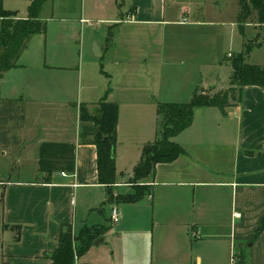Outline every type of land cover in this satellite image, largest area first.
I'll use <instances>...</instances> for the list:
<instances>
[{
  "label": "crops",
  "instance_id": "0c3cea01",
  "mask_svg": "<svg viewBox=\"0 0 264 264\" xmlns=\"http://www.w3.org/2000/svg\"><path fill=\"white\" fill-rule=\"evenodd\" d=\"M109 2L118 11L100 19L101 60L83 61L69 18L33 34L0 78V264H50L62 230L71 228L76 249L80 229L97 224L115 228L73 264H264V88L244 86L224 110L199 108L173 138L184 153L156 164L136 202L107 200L96 146L79 135L80 104L116 103L117 139L137 157L155 138L157 102H187L197 82L215 87L199 66L243 50L238 0ZM43 5L38 18L57 21L40 15ZM248 59L264 65V42ZM185 63L197 68L186 80L163 73ZM116 172L113 194L131 193ZM113 205L120 219L111 224Z\"/></svg>",
  "mask_w": 264,
  "mask_h": 264
},
{
  "label": "trees",
  "instance_id": "16d2710c",
  "mask_svg": "<svg viewBox=\"0 0 264 264\" xmlns=\"http://www.w3.org/2000/svg\"><path fill=\"white\" fill-rule=\"evenodd\" d=\"M46 1L48 0H30L26 16L18 17L16 10L5 9L3 0H0V78L3 72L18 65V59L29 38L33 34L45 31L46 24L38 18V14ZM236 22L243 36V50L224 58L231 67L230 87L215 92L212 88L198 87L187 102H157L155 138L141 146L140 159L134 166L133 176L129 182L146 180L154 174L157 163L172 161L179 154L184 153L182 147L173 138L192 123L196 109L215 106L224 110L232 101L240 98L244 86L258 85L264 88V65L247 61L250 50L261 42L246 38L244 33V26L247 23L264 25V0H238ZM117 119L116 103L100 101L95 105L93 113L88 111L85 103L80 104V140L96 146L97 179L107 189V200L136 202L146 192L140 190L127 194L112 192V186L117 182L114 162ZM109 227L103 228L102 224L83 226L76 236L78 247L75 249L72 230L67 226L60 233L57 247L49 254L50 264H73L75 255L84 253L103 237ZM261 228L260 225L256 234Z\"/></svg>",
  "mask_w": 264,
  "mask_h": 264
},
{
  "label": "rangeland",
  "instance_id": "374dc122",
  "mask_svg": "<svg viewBox=\"0 0 264 264\" xmlns=\"http://www.w3.org/2000/svg\"><path fill=\"white\" fill-rule=\"evenodd\" d=\"M30 0H3V7L5 9L16 10L17 16H24L27 14V6ZM121 2V0H119ZM121 11L125 8V5L122 4L120 6ZM43 11L40 12V15H45V17H49L53 14L54 19L57 20L55 22L52 21H44L46 25L52 27L56 24H68V19L74 20L72 23L76 29V40L78 43L79 32L82 33L83 47H82V58L83 61H86L87 58L90 57L92 60H101L100 58L94 56V43L98 46V43L101 44L103 42V31L105 33L106 23L104 21H100V19H104L105 15L112 14L115 11H118L115 5H111L109 0H50L49 2H44L42 7ZM47 15V16H46ZM63 18V19H62ZM65 18V19H64ZM81 18V20H79ZM65 20L64 22L61 21ZM1 26V22H0ZM258 28L256 32L253 27H248L244 33L245 36L252 39L254 42H264V25H255ZM239 30V29H238ZM260 34L258 37L257 35ZM241 34V32H240ZM252 37V38H251ZM248 38V39H249ZM233 51L240 50L238 45L234 46ZM229 57V56H228ZM227 58V57H226ZM248 62L253 61V59H248ZM221 66H199L202 68V71L206 75V81L211 82L215 85V87L207 86L203 83L204 81L197 82L199 88H212L215 91L218 90H226V88L230 87L228 76L231 73V67L227 60H223ZM163 73L166 75H174L177 74L182 77V80L188 78L192 75L195 66H192L188 63L185 64H177V65H167L164 66ZM197 71V70H196ZM90 74L88 75V78ZM88 80L86 77H83L80 81V85L84 86ZM224 85V86H223ZM182 90H178V94L182 95L184 92ZM180 99H185L184 97ZM184 101V100H180ZM88 111L93 113L95 106L87 107ZM198 110V109H197ZM197 110L194 112V115H197ZM194 118V117H193ZM88 124V123H87ZM142 145V144H141ZM140 152L136 157L137 146L133 143H128L126 141H119L117 139L114 149V162H115V171L117 168L118 178L122 180H129L133 176L134 166L138 163L141 155V146L139 147ZM19 165L17 164V167ZM121 171V172H120ZM117 176V172H116ZM131 192L135 191H149V185L146 183V180L140 181H132L130 182ZM123 187H119V190H123ZM113 192V189H112ZM112 202L117 203L116 199L111 200ZM103 228H107L108 225L102 224ZM115 228V225L112 228H108L105 231V234L111 232L112 229Z\"/></svg>",
  "mask_w": 264,
  "mask_h": 264
},
{
  "label": "built area",
  "instance_id": "2783aa9c",
  "mask_svg": "<svg viewBox=\"0 0 264 264\" xmlns=\"http://www.w3.org/2000/svg\"><path fill=\"white\" fill-rule=\"evenodd\" d=\"M62 175H66L65 172H61ZM120 219V213H119V209L117 206L113 205L111 206L110 210H109V221L111 224L117 223ZM232 254H233V259H234V252L232 250Z\"/></svg>",
  "mask_w": 264,
  "mask_h": 264
},
{
  "label": "water",
  "instance_id": "95a60500",
  "mask_svg": "<svg viewBox=\"0 0 264 264\" xmlns=\"http://www.w3.org/2000/svg\"><path fill=\"white\" fill-rule=\"evenodd\" d=\"M94 54L95 55H99V48H98V46L94 43ZM199 109L197 110V114H199ZM102 240V238L101 239H99V240H97L96 242H95V244L97 245L98 243H99V241H101Z\"/></svg>",
  "mask_w": 264,
  "mask_h": 264
}]
</instances>
